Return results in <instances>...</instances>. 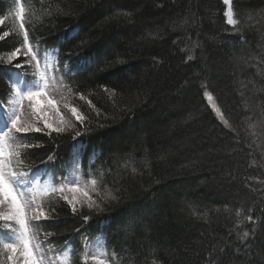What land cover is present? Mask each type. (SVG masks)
I'll list each match as a JSON object with an SVG mask.
<instances>
[{"label": "trees", "instance_id": "16d2710c", "mask_svg": "<svg viewBox=\"0 0 264 264\" xmlns=\"http://www.w3.org/2000/svg\"><path fill=\"white\" fill-rule=\"evenodd\" d=\"M8 2L0 102L16 73L29 80L27 34L67 64L72 118L19 139L18 168L64 184L80 141L94 184L89 202L48 197L38 239L70 244L69 264H92L79 241L98 236L115 264H264V0H231L233 26L222 0H23L22 28Z\"/></svg>", "mask_w": 264, "mask_h": 264}, {"label": "rangeland", "instance_id": "374dc122", "mask_svg": "<svg viewBox=\"0 0 264 264\" xmlns=\"http://www.w3.org/2000/svg\"><path fill=\"white\" fill-rule=\"evenodd\" d=\"M230 1L228 0V3L230 5ZM20 0H14V3L10 6V16L14 18L19 24L21 23V9L19 7ZM223 4L226 8V0H223ZM226 12V10H225ZM232 16V14H230ZM225 21L229 26H233V23H230L225 15ZM232 21V20H231ZM37 47V46H36ZM39 48V47H38ZM25 53L27 54V60L29 66L32 64V73H31V79L32 84L31 87H23V82L19 80H14L11 85V93L10 96L5 103L4 106H1V115L3 116L5 125L3 123V119L0 118V148L3 149V156L0 157V163H3L5 172H6V179L9 177L10 174H17L19 173L15 169V158H16V152L15 147L9 145L12 144L11 140H7L4 136L5 126L6 123H9L10 128V117L13 114V111H15V114L19 116L20 122L23 123L25 126L32 128H35L40 122H43L44 125L50 124V122H53L56 126L69 128L72 124V118L68 111L65 109L67 108V101L64 96H58L62 93V81L60 77H52L51 80H45L44 79V73L43 71L49 72L52 76L57 71V53L55 50H45L40 51L42 52L46 59H45V67H40L36 62V58L38 55L35 53L34 49H31V47H28V45L24 44ZM35 57V58H33ZM30 61V63H29ZM42 69V70H41ZM19 76V75H18ZM39 92L41 95L35 96L32 100H29L26 96L27 92ZM205 98L207 100H210L211 105L212 101L210 98V95L207 93L205 94ZM24 108V111L20 108ZM2 126L4 128L2 129ZM14 132V131H11ZM11 136V135H10ZM75 146V154L77 155L78 150L80 148V141H77ZM24 183L21 186L23 191L24 188H26V181L33 180L32 177L24 176L23 178ZM93 187V185H92ZM92 187L85 185L84 183H81V181L76 180V160L72 163V168L69 170V181L67 182L66 189L67 191L74 197V200L78 202H89L90 197L93 194ZM30 194H32L34 197L42 194H47L52 191V187L49 185L48 181L45 182H37V180H34L32 182V185L30 187ZM27 193V192H26ZM28 195V194H27ZM32 196V197H33ZM0 212H3L7 214L8 212V206L4 205L2 208H0ZM28 215V214H27ZM29 220L31 219L28 215ZM11 225L8 227V225ZM0 227L3 229L4 237L2 239V242L4 243H16L18 242V232H19V225L15 222H9L0 220ZM15 229L16 231H13ZM14 232V233H13ZM29 236L31 237L30 243L35 246L39 245L40 247L36 250L35 255L37 257H41L42 255V247L41 244L37 241L35 237L32 236L29 232ZM98 245L99 242L97 241L94 245L95 251L93 252V256H95V263L96 264H111L107 261L104 254L101 250L98 251ZM5 251H2L0 253V264H9L8 261V255L9 250L4 249ZM17 260L20 261V264H23V261L20 257H17ZM68 260V257L66 254L62 255L58 261L64 262L62 264H65V262ZM49 262V260H48ZM47 264H52L49 262ZM44 264H46V261H44Z\"/></svg>", "mask_w": 264, "mask_h": 264}, {"label": "snow or ice", "instance_id": "6c2138e0", "mask_svg": "<svg viewBox=\"0 0 264 264\" xmlns=\"http://www.w3.org/2000/svg\"><path fill=\"white\" fill-rule=\"evenodd\" d=\"M22 11V10H21ZM230 23L235 24V21H230ZM23 27V24H21ZM70 34H66L69 36ZM78 35V34H77ZM74 38V37H72ZM25 44H28L27 34L25 35ZM19 49L9 53L10 57H17ZM35 58V57H33ZM95 56H82L77 62L79 70L85 71L88 67L91 66V63L94 62ZM15 67L19 68L20 64H16ZM207 95V93H205ZM41 95L39 92H27L26 96L29 100H32L35 96ZM75 111V110H73ZM47 126V125H45ZM5 127H9V123H6ZM14 131L17 134H20L19 137L10 136L9 133H4V136L7 140L15 142L16 139L30 140L32 137L28 136V133L32 131L30 127L25 126L20 122L19 116L13 111L12 116L10 117V132ZM79 136V133H77ZM11 146V145H9ZM30 144L22 143L18 147L28 148L31 147ZM27 154V153H26ZM3 156V149L0 148V157ZM48 161H52L53 157L49 155L47 157ZM26 173H17L10 174L6 179V172L3 163H0V208L4 205L8 206L7 214L0 212V220L15 222L19 225L18 232V242L16 243H5L3 247L9 250L8 261L9 264H20V261L17 260V257H20L23 261V264H44L43 257H37L35 255L36 250L40 247L39 245L33 246L30 243L31 237L29 236L30 225L28 212H34V215L31 216V220L39 221L41 217L45 216V213L41 210V205H36L34 198H29L27 193L23 191L22 185L24 183V176ZM35 205V208H34ZM87 219V217H85ZM251 219V217H249ZM11 225L9 224L8 227ZM13 231H16L13 229ZM244 236H248V233L245 232Z\"/></svg>", "mask_w": 264, "mask_h": 264}, {"label": "bare ground", "instance_id": "6f19581e", "mask_svg": "<svg viewBox=\"0 0 264 264\" xmlns=\"http://www.w3.org/2000/svg\"><path fill=\"white\" fill-rule=\"evenodd\" d=\"M13 3H14V0H9V2H8V4H10V6H11V4H13ZM225 15H226L228 21L230 22V21H231V16H230V10H229V3H228V0H226V12H225ZM23 40H24L23 43L25 44V39H23ZM94 257H95V256H93L92 264H96V263H95V258H94Z\"/></svg>", "mask_w": 264, "mask_h": 264}]
</instances>
